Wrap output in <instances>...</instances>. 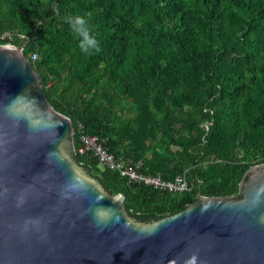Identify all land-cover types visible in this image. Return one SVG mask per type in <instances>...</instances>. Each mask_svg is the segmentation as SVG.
Here are the masks:
<instances>
[{"label":"trees","instance_id":"trees-1","mask_svg":"<svg viewBox=\"0 0 264 264\" xmlns=\"http://www.w3.org/2000/svg\"><path fill=\"white\" fill-rule=\"evenodd\" d=\"M99 52L84 54L66 17L85 15ZM0 39L20 45L47 101L73 127L74 159L127 214L151 218L234 195L264 161V0H0ZM35 57L30 59V54ZM94 134L123 164L187 187L127 180L77 152Z\"/></svg>","mask_w":264,"mask_h":264},{"label":"water","instance_id":"water-1","mask_svg":"<svg viewBox=\"0 0 264 264\" xmlns=\"http://www.w3.org/2000/svg\"><path fill=\"white\" fill-rule=\"evenodd\" d=\"M23 45L0 43V264H264V161L234 195L132 217L76 163Z\"/></svg>","mask_w":264,"mask_h":264},{"label":"built area","instance_id":"built-area-1","mask_svg":"<svg viewBox=\"0 0 264 264\" xmlns=\"http://www.w3.org/2000/svg\"><path fill=\"white\" fill-rule=\"evenodd\" d=\"M14 34L18 37H22V34L19 32L3 30L0 32V39L9 40ZM4 43L14 46V44H9L8 42ZM34 57L35 54L31 53L30 59ZM78 139L79 145L76 148L77 152L81 153L84 151H90L91 154L96 157L100 166L115 170L119 175L126 177L127 180L141 182L145 185L170 192L182 191L187 187L183 173L176 174L172 179H163L158 175L146 174L137 169V164L132 165L121 163L120 160L116 159L103 146L101 139H99L96 135L80 134Z\"/></svg>","mask_w":264,"mask_h":264},{"label":"clouds","instance_id":"clouds-1","mask_svg":"<svg viewBox=\"0 0 264 264\" xmlns=\"http://www.w3.org/2000/svg\"><path fill=\"white\" fill-rule=\"evenodd\" d=\"M90 13L85 15H73L66 17V22L70 25L72 30L79 36V47L81 51L88 55L93 51L99 52L100 43L94 35L91 34L89 28V21L86 18ZM189 264H195V256L192 257Z\"/></svg>","mask_w":264,"mask_h":264}]
</instances>
